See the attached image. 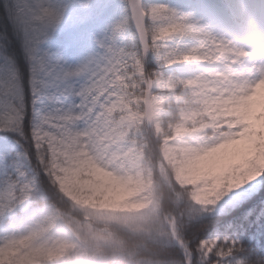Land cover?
<instances>
[{
    "label": "snow or ice",
    "instance_id": "obj_1",
    "mask_svg": "<svg viewBox=\"0 0 264 264\" xmlns=\"http://www.w3.org/2000/svg\"><path fill=\"white\" fill-rule=\"evenodd\" d=\"M61 18L51 0L0 4V40L10 30L27 61L23 66L14 55H0V264H264V210L252 218L253 206L264 205V173L238 187L216 183L196 189L177 171L166 194L140 178L129 194L152 190L142 201L124 205L128 214L106 217L122 226L127 238L111 232L88 236L78 221L73 227L65 219L57 204L63 198L59 178L41 157V138L52 124L89 132L113 115L129 126L144 115L141 109L161 116L176 90L198 82L199 76L182 66L208 60L214 44L244 64L248 89L240 96L254 98L264 87V62L247 65L252 51L217 40L166 4L128 0V14L113 27L108 42L101 41L105 51L66 68L41 47ZM244 31L252 38L250 27ZM185 38L198 43L185 49ZM149 56L154 67L147 63ZM256 112L261 116L256 126L264 130V112ZM240 123L232 121L241 139L225 140L220 147L253 150ZM210 186V198L199 194ZM166 200L169 207L161 218Z\"/></svg>",
    "mask_w": 264,
    "mask_h": 264
},
{
    "label": "rangeland",
    "instance_id": "obj_2",
    "mask_svg": "<svg viewBox=\"0 0 264 264\" xmlns=\"http://www.w3.org/2000/svg\"><path fill=\"white\" fill-rule=\"evenodd\" d=\"M51 2L62 11V18L50 30L41 47L58 56L66 68L77 67L89 57L103 53L105 49L99 39L102 37L101 40L106 42L113 27L128 14L124 0H98V7L92 10L85 0L83 3L87 4L83 8L89 11L88 18L76 24L75 8L69 12L63 10L57 0ZM146 2L166 4L177 10L178 15H187L190 21L204 27L217 40H231L236 46L252 51L253 55L246 60L247 65L254 61L264 62V4L255 6V11L259 10L261 14L257 16L256 26L250 28L252 38H249L225 0H196V15L191 12L190 0H173L172 4L169 0ZM96 9L99 10L97 20H92ZM197 43L193 38H185L181 46L187 49ZM213 49L208 60L182 66L189 67L192 75H198V82L176 90L173 100L159 117L141 109L144 115L138 116L131 126L127 119L121 120L113 115L89 132H78L60 124L51 125L57 133L44 132L41 145L49 151L54 177L59 178V189L87 213L84 218L65 216L73 227L79 222L83 235L106 236L111 231L98 224H116L106 217L128 214L122 202L134 204L141 201L129 193L137 185L136 180L143 178L148 184L150 177L142 148L144 144L141 146L140 143L144 137L135 133V129L143 124L147 123L160 136L161 154L166 163L175 173L179 171L184 181L199 183L200 188L203 184L216 183L227 188L238 187L258 178L264 171V130L256 126V122L261 121L256 109L264 112V87L255 93L254 98L240 96L241 89H248L244 64L237 57L229 58L235 55L218 44H214ZM147 63L154 67L155 59L149 56ZM190 104L203 109L211 121L198 122ZM245 117L252 122L248 123ZM228 118L240 120V127L248 129L243 139L253 145L251 152L234 144L220 147L225 140L241 139ZM224 125H228L227 129ZM116 143L120 145L111 156V148ZM200 194L206 198L214 195L211 186ZM20 228H24L23 223Z\"/></svg>",
    "mask_w": 264,
    "mask_h": 264
},
{
    "label": "trees",
    "instance_id": "obj_3",
    "mask_svg": "<svg viewBox=\"0 0 264 264\" xmlns=\"http://www.w3.org/2000/svg\"><path fill=\"white\" fill-rule=\"evenodd\" d=\"M85 0H66L65 2H62V0H57L58 5L62 7L63 10L66 11H72L74 8L76 9L75 12H73V15L77 16L74 18V21H78L76 24L81 23L82 21L87 20V16L89 14V11L84 10L83 5L87 3H83ZM191 4L193 5L192 7V13L193 15H196L197 13V8H196V0H190ZM88 5L89 9H93L98 7V0H88ZM169 3L172 4L173 0H169ZM0 4H3V0H0ZM124 7L128 11V0H124ZM98 12L99 10L96 9V12L92 16V20H97L98 17ZM4 30L3 25H0V32ZM111 37V36H110ZM108 37L106 42H108L109 38ZM102 38V37H101ZM101 38L99 39V42H101ZM263 44H264V33H263ZM7 54V55H14L18 62L21 63L23 66H26L27 61L25 60L24 53L21 51L20 46H19V41L12 36L11 31L9 30L8 33V38L7 39H2L0 40V55L2 54ZM229 58H236V56H229ZM190 109L194 114L195 119L198 122H210V118L206 115V112L201 109L198 105H193L190 104ZM119 117V116H117ZM229 121H234V118H228ZM221 121H226V119H222ZM52 131L53 133H57V130L55 128L50 127L49 129H46L45 131ZM135 133L144 137L142 141H140L141 146L144 144L142 147L145 154H146V159L148 161L147 165L149 167V182H151L152 187H160L162 191L167 193L168 185L169 182L175 183V171L173 168L166 163L164 158L162 157L161 154V143L162 140L160 139V136L156 133L155 129L152 127H148V124H143L140 127L135 129ZM119 143H116L114 146L111 148L110 155H114L116 150L119 147ZM41 157H42V162L48 166L49 171L53 173V167L51 164V158L49 155V151L47 150V147L44 145H41ZM264 173V171H262ZM194 188L199 189L200 184L199 183H193ZM137 185L135 186V188ZM134 188V189H135ZM224 188H227L226 185H224ZM60 190V189H59ZM152 188H149L148 191H151ZM61 191V190H60ZM148 191L141 193L139 195H132L133 198L137 200H143V197L148 194ZM180 192H186L187 189H178ZM62 192V191H61ZM200 194V193H199ZM201 195V194H200ZM114 205H116V200H114ZM128 203V204H127ZM57 204L61 208V211L65 213L66 217L74 216L76 218L82 216L83 218L86 217L87 213L83 211L82 208H80L73 200L68 198L63 194V198H59L57 200ZM122 205H131L130 202H122ZM169 207V201L166 200L162 209H161V218L164 216L165 210ZM254 211H253V219H255L256 216H259L261 211L264 210V205L261 206H253ZM94 223L97 221H93ZM101 227H104L105 229H109L113 234L120 238H127L129 235L120 225L113 224V223H99ZM109 255H110V250H109Z\"/></svg>",
    "mask_w": 264,
    "mask_h": 264
},
{
    "label": "clouds",
    "instance_id": "obj_4",
    "mask_svg": "<svg viewBox=\"0 0 264 264\" xmlns=\"http://www.w3.org/2000/svg\"><path fill=\"white\" fill-rule=\"evenodd\" d=\"M233 11L235 20L245 27H254L258 23L255 6L264 4V0H225Z\"/></svg>",
    "mask_w": 264,
    "mask_h": 264
}]
</instances>
